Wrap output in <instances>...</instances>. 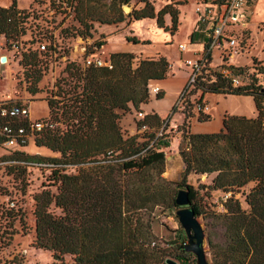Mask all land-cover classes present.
<instances>
[{"label":"trees","instance_id":"obj_1","mask_svg":"<svg viewBox=\"0 0 264 264\" xmlns=\"http://www.w3.org/2000/svg\"><path fill=\"white\" fill-rule=\"evenodd\" d=\"M64 1L75 7L77 32L84 37L91 36L94 21L118 23L127 16L135 20L157 18L159 27L175 34L180 24L176 5L184 3L172 0L156 12L149 0H142L143 8L125 15L121 5L131 0H112L110 6L119 8L118 16L113 17L97 10L93 2L98 0ZM17 3L13 0L8 7L0 5V39H19L26 34L24 22L29 14L21 18L19 13L26 10L18 8ZM166 14L171 15V26L166 25ZM197 37L195 30L191 40ZM127 39L139 42L134 36ZM105 43L96 41L95 47ZM94 51L88 49L86 55ZM135 57L132 52H113L112 68L67 63L72 79L57 83L55 95L62 99L49 100L50 121L34 129L36 144L61 156L44 158L21 152L28 161L54 164L50 185L57 186V191L48 188L35 196L36 247L53 252L56 261L52 264H60L58 260L68 254L74 257L72 264H168L171 252L159 243L151 245L147 211L158 205L177 208L176 187L186 186L192 207L200 216L203 211L196 200L197 191L187 178L190 174H215L211 188L224 191L227 197L223 202L225 211L218 215L224 228L222 236L216 231L208 235L212 264H264V85L259 83L264 81V62L253 59L255 71L249 83L245 82L250 77L247 67L231 64L240 82L235 85L221 72L225 65H213L209 53L182 107L186 112L180 126L185 142L180 147L184 168L181 181L175 182L163 176L167 158L161 148L169 146L170 141L156 134L166 121L157 113H148L137 121L138 129L146 131L132 135H126L121 125L124 114L140 110L149 101L154 81L167 79L172 73L164 55L141 59L137 66ZM31 74L35 87L32 92L36 93L42 74L37 69ZM199 92L201 98L209 92L253 96L258 114L248 117L227 113L220 131L194 133L191 123L196 115L200 121L212 118L203 108L196 109L200 101L193 96ZM163 95L159 93L158 97ZM22 124L31 131L28 121ZM70 167L76 171L67 172ZM242 198L248 207H244ZM53 203L62 209L61 214L50 210ZM10 210V216L16 215L14 209ZM2 217L0 210V232ZM3 240L0 233V243ZM186 241L174 246V255L183 262L193 254L186 251Z\"/></svg>","mask_w":264,"mask_h":264},{"label":"rangeland","instance_id":"obj_2","mask_svg":"<svg viewBox=\"0 0 264 264\" xmlns=\"http://www.w3.org/2000/svg\"><path fill=\"white\" fill-rule=\"evenodd\" d=\"M12 1L0 0V5H10ZM17 1L18 8L34 11L35 15L28 22L26 34L20 38L23 42V50L20 53H14L8 46L0 48V102L7 100L27 102L31 108L32 120H29L31 124L41 122L44 125L51 119L49 100L62 99L61 96L55 95L58 91L57 83L64 78L72 79L66 70L67 63L76 61L84 65L88 49L99 52L100 56L106 60L110 59L111 53L115 50L135 53L134 66H137L141 59L151 58L159 52L164 53L172 63V73L165 80L154 81L153 86H159L164 95L159 98L158 94L151 91L145 109L147 112L155 111L166 121L156 132L158 136L162 135L170 141L169 146L161 148L167 158L163 176L168 180L180 182L184 168L180 147L185 144L180 126L185 120L186 112L183 113V109L177 105L192 73V67L186 61L193 55L190 38L191 30L199 23L195 11L196 2L199 0H184L183 4L176 5L180 10V24L175 34L159 27L157 18L148 17L135 20L127 16L125 21L118 23L94 21L93 28L90 29L91 36L86 37L77 32L79 24L68 12L64 0H43L39 4L34 0ZM111 1L98 0L93 4L96 5L99 12L117 17L119 8L118 6L112 8ZM149 1L158 12L172 0ZM123 5H121V9L125 15H128V12L123 9ZM128 5L133 10L141 9L145 6V2L131 0ZM246 9H250L249 14L252 15V18L241 19L235 25V29L242 44H247L245 45L247 47L242 52L234 54L231 59L244 62L252 56L253 59L256 57L262 61L260 55L264 57V0H247L241 11ZM100 14L95 15L98 17ZM166 16L170 15L166 14ZM257 22H260L258 27ZM247 23L249 26L246 25ZM242 30L245 31L244 35L241 33ZM50 33L56 35V45L53 42L51 44L55 51H39L37 38L41 39L45 34L50 35ZM128 36L137 37L139 42L129 41ZM45 40L48 44L50 43L48 39ZM101 40L106 43L101 49H97L95 42ZM181 43L187 44L189 50L182 51ZM215 53L219 61V51L216 49ZM4 56L7 57L6 61H2ZM253 59L250 66L245 65L250 73V77L245 79L246 83L253 79L252 75L255 71ZM219 65H223L221 59L217 66ZM36 69L41 72L42 77L37 84L39 91L33 93L32 90L35 87L31 71ZM259 83L264 85V81H259ZM200 93L195 94L193 99H197ZM224 97L220 94H214L211 97L209 112L212 118L205 122V125L202 124L205 129L220 131L222 128L221 114H243L249 117H254L257 114L253 97L234 95ZM140 111L142 110H134L130 114H124V116L127 115V118L122 117L121 125L126 135L146 131L145 129H139L136 132L130 130V126L133 125H136L137 128V121L143 118L138 113ZM194 112L197 113L196 109ZM21 152L44 158L61 156L60 152H55L45 146H38L34 129L29 132L27 146H23L21 149L0 146V210L3 213L0 233L4 239L0 243V263L52 264L56 261L53 252L35 245L36 216L34 211L36 208L35 196L38 193L48 188L54 192L57 191V186L50 185L53 181L54 164L43 160L28 161ZM75 171V168L67 169V172ZM214 176L215 174H190L187 178V183L197 191L196 200L203 211L199 220L205 228L207 238L214 231L222 236L224 231L218 215L225 211L223 202L227 194L222 190L211 188ZM250 186L251 184L247 188ZM186 188V186H177L176 190L178 192L180 189ZM238 197H241V194H238ZM242 201L244 207H248L243 198ZM177 208L169 209L165 205H158L153 211H147L146 217L150 220L152 229L150 239L156 240L161 247L170 251L168 259L176 261L177 264H196L194 254L184 262L174 255V246L183 240H187L186 243H188L186 232L176 214ZM10 209H14L16 215L10 216ZM50 210L57 215L62 213V209L56 207L54 203ZM208 242L206 241V249L209 251V261L212 262ZM58 263L72 264L74 257L69 254L65 255L63 260H58Z\"/></svg>","mask_w":264,"mask_h":264},{"label":"built area","instance_id":"obj_3","mask_svg":"<svg viewBox=\"0 0 264 264\" xmlns=\"http://www.w3.org/2000/svg\"><path fill=\"white\" fill-rule=\"evenodd\" d=\"M35 1V0H34ZM43 0H39L41 2ZM247 0H199L196 2L195 11L198 15V21L201 24L211 25V37L209 40V47L204 48L201 53H196L193 51L191 58H187V64L192 67V73L190 75L188 85L181 94L178 107L182 108L184 101L189 97L190 90L194 88L197 82L198 76L202 73L203 68L208 61L209 53H212L215 48L220 50L221 60L225 67L222 68L221 72L225 77L231 78L232 82L237 85L239 84V78L233 75V69L231 68L230 59L231 57L242 52L247 46V44H242L236 34L235 25L241 21L242 11L241 8L246 4ZM66 8L69 10L74 18L76 15L75 7L70 5L68 2L64 1ZM22 9V8H21ZM28 15L26 21L24 22L26 29L28 22L34 17V11H27L25 13L20 12L21 18ZM78 24L77 20L75 19ZM264 25V24H263ZM241 33L244 35L245 31L242 30ZM55 33H50V35L45 34L41 39L37 38L39 51H52V42L56 45ZM49 40L48 42L45 40ZM8 46L14 53H20L23 50V42L19 39H8L7 37H2L0 40V48ZM103 47V46H102ZM101 47V48H102ZM97 49H101L96 47ZM180 49L182 51L188 50V46L185 43L180 44ZM95 66H106L109 68L113 67L111 59H103L99 52H93L85 56L84 66L89 65ZM151 91L156 94L161 93L162 89L159 86L151 87ZM204 98V97H203ZM201 95L197 98L196 109L203 108L206 111L209 107ZM140 116H145L143 111L138 112ZM31 119V108L27 102H18L13 100H7L0 102V146L2 147H14L21 149L25 144L28 143L29 132L27 128L22 124L24 121H28L32 129H41L43 124L41 122L32 123L29 121ZM14 204V203H13ZM158 242L152 240L151 245L155 246ZM16 262V261H15ZM15 264V263H14Z\"/></svg>","mask_w":264,"mask_h":264},{"label":"water","instance_id":"obj_4","mask_svg":"<svg viewBox=\"0 0 264 264\" xmlns=\"http://www.w3.org/2000/svg\"><path fill=\"white\" fill-rule=\"evenodd\" d=\"M123 9L130 13L133 9L130 5H123ZM6 56L2 61H6ZM178 205L176 214L186 232L188 243L186 244V251L193 253L196 256V264H212L209 261V251L206 249V241H208L205 228L199 220L195 209L192 207V200L188 188L180 189L176 197ZM209 243V242H208ZM168 264H177L172 259H167Z\"/></svg>","mask_w":264,"mask_h":264},{"label":"crops","instance_id":"obj_5","mask_svg":"<svg viewBox=\"0 0 264 264\" xmlns=\"http://www.w3.org/2000/svg\"><path fill=\"white\" fill-rule=\"evenodd\" d=\"M1 6H4V7H8L9 6V4H6V5H1ZM22 9H24V8H22ZM249 12H250V9H246L245 11H243V13H242V19L243 18H248V17H251L252 18V15L251 14H249ZM170 15V14H169ZM250 21H252L251 19H250ZM165 22H166V25L167 26H171V24H172V20H171V15L170 16H165ZM199 22V21H198ZM243 23H246V22H243ZM247 26H249L248 25V23L246 24ZM258 25H260V22H257V27H258ZM262 25V24H261ZM211 25L209 24V25H205V24H201L200 22L198 23V26L196 27H194L192 30H191V34L196 30V31H198V37H197V39L195 40V41H192L191 40V38H190V41H191V44H192V47H193V51L195 50V54L196 53H201L202 52V50L205 48V46H206V42H208V40L210 39V37H211V31H210V29H211V27H210ZM248 28V27H247ZM112 35H114V34H112ZM216 49L217 48H215L214 50H213V52H212V64L213 65H217L219 62H220V59H221V55H220V50L219 49H217L218 51H219V53H218V58H219V61H218V59L216 58ZM260 49V48H259ZM259 49H257V50H259ZM188 50H189V47H188ZM188 50H186V51H188ZM263 50V49H262ZM113 52H119L118 50H115V51H113ZM112 52V53H113ZM159 54H161V55H164V56H166V54H162V53H157L156 55H154V56H157V55H159ZM193 54V53H192ZM255 55H257V54H255ZM258 56V55H257ZM248 57V56H247ZM168 58V57H167ZM234 58H236V57H234ZM233 59V58H232ZM232 59H230V63L231 64H234V65H236V66H250L251 64H252V56L251 57H248V59L246 60V61H244V62H238V61H236V60H232ZM169 60V59H168ZM260 60H262L263 62H264V57L262 56V55H260ZM171 63V62H170ZM171 72H172V63H171ZM170 77V76H169ZM165 80V79H164ZM157 81H160V80H157ZM214 94H220V95H222V96H225L224 98H226V96L228 95H231V94H222V93H213V92H209V93H206L205 95H204V101L207 103V105H208V107H209V103H210V99H211V97L212 96H214ZM234 96H239V97H243V96H249V97H253V96H250V95H234ZM207 98L209 99L208 101H207ZM254 102H255V100H254ZM255 105H256V103H255ZM145 106H146V103H144V104H142L141 105V110L144 112V114L146 115V114H148V113H156L155 111H152V112H147V110L145 109ZM257 108V107H256ZM134 110L135 109H133V112H134ZM209 110H210V107L205 111L206 113H208V114H210V112H209ZM131 112H129V114H130ZM224 113V112H223ZM158 114V113H157ZM257 114H258V110H257ZM256 114V115H257ZM159 115V114H158ZM240 115H243V114H240ZM255 115V116H256ZM224 116H225V114H221V120H222V127H223V119H224ZM254 116V117H255ZM249 117V116H248ZM123 118L125 119V118H127V115H125V116H123ZM205 122H207V121H199L198 120V117H197V115L193 118V122H192V125H191V131L192 132H194V133H210V132H212V131H215V130H207V129H205L204 128V126L203 125H205L204 123ZM203 124V125H202ZM198 127L199 129H197L196 127ZM142 129H146V128H142ZM141 129V130H142ZM222 129V128H221ZM130 130L131 131H134V132H136L137 130H139L138 129V126H137V128H136V125H133V126H130ZM217 130V129H216ZM215 132H217V131H215ZM132 133V132H131ZM133 134H136V133H133ZM132 135V134H131Z\"/></svg>","mask_w":264,"mask_h":264}]
</instances>
